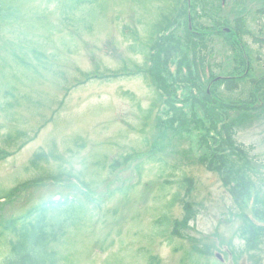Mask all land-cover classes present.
I'll return each mask as SVG.
<instances>
[{
    "label": "rangeland",
    "instance_id": "rangeland-1",
    "mask_svg": "<svg viewBox=\"0 0 264 264\" xmlns=\"http://www.w3.org/2000/svg\"><path fill=\"white\" fill-rule=\"evenodd\" d=\"M203 1L187 0L183 13L171 11L170 39L188 50L184 67L190 70L194 60L181 39L183 27L201 17L196 24L214 28L197 50L207 73L231 76L239 51L251 62L249 77L232 92L214 86V99H246L258 85L251 83L264 76V0ZM173 4L0 0V198L10 194L0 206V228L49 199H75L83 210L47 247L58 264H264V231L256 251L245 242L253 235L247 221L264 228V112H251L237 126L233 139L246 153L238 165L230 159L217 168L207 164L198 150L206 132L183 103L191 94L184 88L175 87L183 101L175 106L184 104L189 121L157 130V118L165 121L172 112L158 101L165 95L159 86L137 69L147 65L154 25ZM237 26L243 33L233 41ZM184 53L172 54L164 66L155 62L153 70L162 68L169 82ZM185 69L177 71L183 76ZM117 71L123 75L106 78ZM95 73L105 77L92 78ZM229 112L230 119L240 113ZM237 167L245 180L228 177ZM70 177L88 192L71 185ZM186 179L193 181L191 190ZM186 219L176 234L175 224ZM15 241L12 234L0 239V264ZM227 248L235 262L215 258Z\"/></svg>",
    "mask_w": 264,
    "mask_h": 264
},
{
    "label": "trees",
    "instance_id": "trees-1",
    "mask_svg": "<svg viewBox=\"0 0 264 264\" xmlns=\"http://www.w3.org/2000/svg\"><path fill=\"white\" fill-rule=\"evenodd\" d=\"M179 2L180 0H173V11L176 8L183 13L186 10L185 8H187V0H185L186 6L184 8H181ZM197 2L199 4H204L203 0H197ZM195 8L196 6L193 5L192 11H195ZM200 11L203 12L204 8H202ZM170 12H164L161 14L160 20L155 23V28L153 29L148 40L149 46L146 47L148 50L147 53H149V61L147 65H144L141 69H137L140 74L149 75L150 81L153 84L159 86L165 95L163 97L157 95L158 101L161 102L163 99L162 101L167 104L169 110L172 112V117H169L165 121L157 118V130L159 131L160 126H164L165 128L167 127L171 130L177 129L180 124H187L189 121L187 113L182 110L184 108V104L180 107L175 106V103L183 102L182 96H175L177 94L175 87L178 86L179 88H184L189 92V94H191H188V97H184L183 103H187L189 107V114L194 116V123L201 125L200 129L206 132V134L204 133V135L199 137L198 150H202L203 157L207 158L206 160H208L207 164L209 166L212 164L214 166L213 168H217L219 165L226 163L227 159H230L231 163L234 162L238 165V163H242L239 162L238 159L242 161V159L246 157V153L240 146L238 147L235 145L233 137L236 130H238L237 126H239V122L243 121L246 124V119L251 116V112L256 110H260V113L264 112V86L263 84H259L264 82V76L251 83L254 85L257 82L258 85H255V91L250 92L246 99H240L237 101L233 100L228 104H225L221 100L217 101L214 99V96L216 95V89H214V86L221 84L226 91L232 92L238 88L239 81L249 77L251 73L250 59L247 55H242L241 51H239L240 54L234 59L236 65L233 69V74H230L231 76L229 77L221 78L217 82H214L220 77H212L211 71L207 73L206 67L203 65V60L199 57L197 58V50H201V48H203V46L199 47V45H204L205 42L209 41L212 36L211 32L214 28H208L206 26L196 24L197 20L201 17L198 19H193L192 17V30L189 31L188 25L184 24V37L181 38L183 40L185 49H190V58H193L194 60L192 63V68L190 70H186L184 64L186 62L185 59H188L186 56L188 50H183L177 42L173 41V39H170L171 37H175L172 31H169L171 24L172 26L174 24V21L172 20L173 17L171 16ZM194 18L197 17L194 16ZM238 20H241V18ZM240 22L241 21H239V23ZM178 23L182 25V22L179 21H177L175 25ZM196 25L198 28H196ZM235 29L238 31H236L234 34L231 33V36L234 37L232 38L233 41H236L234 35H241V33H243L239 26H237ZM231 48H233V45ZM184 51L185 53L178 61L175 71L173 74H169L171 77L169 82L165 81V79L162 77V68L159 69L158 67L156 71L153 70L155 62L158 61L160 66H164V63L169 64L168 61L172 54H182ZM179 68H184L186 70V74L181 76L177 71ZM122 75L123 72L117 71L110 73L108 76H106V78L114 79ZM104 77L105 76L98 73H95L92 76V78L98 79H103ZM88 79H90V77ZM156 80L159 81V83H157ZM210 85L212 86L208 93L207 87ZM203 86H205L204 90H202ZM228 110H230L229 113L238 110L240 112L238 118H228ZM195 111L201 114L202 119H204V117L206 118L205 121H207L208 127L204 128V121H202V119L196 118L197 115ZM2 154L3 153L1 152L0 155ZM1 157L2 156H0V158ZM131 160L132 158L130 157L126 158L123 160V164L129 163ZM118 165L119 162L116 161L114 162L112 168L114 169ZM238 168L239 167L227 170V173L229 174L228 177L230 179L233 178L234 181H236L239 177L245 180L243 176V170L240 168L239 171ZM247 180H249V178ZM184 183L186 186H188L187 189L191 190L193 181L191 179H186ZM233 185L235 186V182H233ZM16 191L17 189L12 191L11 195H13ZM7 198H10V194L5 195L3 200L6 202ZM243 199L245 203L248 200L246 197ZM2 204H0V206ZM187 209L188 205L185 204L184 211L186 212ZM82 210L83 205L71 197H65L58 200L49 199L32 207L24 215L5 222V224L0 228V239L4 238L6 234H12L16 237V241L12 245L10 255L8 258H6L3 264H58L56 258L57 256L52 254L51 251H48L47 247L53 243L59 235L63 234L68 227H70V225L73 223H71L70 219L72 215L77 216ZM188 212L189 211H187V213ZM75 216L72 218V220L75 218ZM246 224L249 226V233L253 234L250 237L252 242L245 239L246 245L248 249H253L252 251H256L255 249H257L259 244L258 237L262 234L264 228L258 227L253 221H247ZM186 225L187 219L184 220V222L176 223V234H178L179 228H186ZM251 246L252 248H250ZM230 254L233 256V258L235 257L232 253V250L230 251Z\"/></svg>",
    "mask_w": 264,
    "mask_h": 264
}]
</instances>
